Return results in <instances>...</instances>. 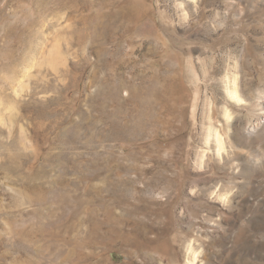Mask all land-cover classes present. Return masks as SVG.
<instances>
[{
    "label": "rangeland",
    "instance_id": "obj_1",
    "mask_svg": "<svg viewBox=\"0 0 264 264\" xmlns=\"http://www.w3.org/2000/svg\"><path fill=\"white\" fill-rule=\"evenodd\" d=\"M0 264H264V0H0Z\"/></svg>",
    "mask_w": 264,
    "mask_h": 264
},
{
    "label": "bare ground",
    "instance_id": "obj_2",
    "mask_svg": "<svg viewBox=\"0 0 264 264\" xmlns=\"http://www.w3.org/2000/svg\"><path fill=\"white\" fill-rule=\"evenodd\" d=\"M66 28H67V27H66ZM236 85H237V84H235L234 91H232V93H231V95L234 96V97H238V96L240 95V94L237 95L238 86H236ZM239 97H240V96H239ZM236 99H237V98H236ZM227 114H228V113H227ZM227 114H226V115H227ZM229 117H230V116H229ZM229 119H230V118H229ZM215 135H216L217 138H219V134H218V133L215 132ZM215 135H214V136H215ZM219 141H220V140H219ZM219 141H218V142H219Z\"/></svg>",
    "mask_w": 264,
    "mask_h": 264
}]
</instances>
